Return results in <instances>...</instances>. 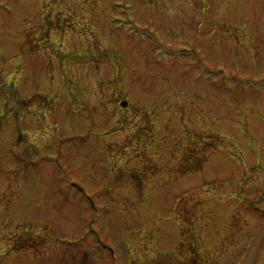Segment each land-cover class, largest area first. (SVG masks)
<instances>
[{
    "label": "rangeland",
    "instance_id": "374dc122",
    "mask_svg": "<svg viewBox=\"0 0 264 264\" xmlns=\"http://www.w3.org/2000/svg\"><path fill=\"white\" fill-rule=\"evenodd\" d=\"M253 166L264 0H0V264H224Z\"/></svg>",
    "mask_w": 264,
    "mask_h": 264
},
{
    "label": "flooded vegetation",
    "instance_id": "af4514ba",
    "mask_svg": "<svg viewBox=\"0 0 264 264\" xmlns=\"http://www.w3.org/2000/svg\"><path fill=\"white\" fill-rule=\"evenodd\" d=\"M257 170H259V169L255 166L244 167V171L242 173V176L240 177L239 193L247 191L250 194V200L245 199L244 205H246V203H247V206L250 209V213L255 214L259 217L251 216L249 214V216H247V219L243 220L244 215H241V209L244 208L245 212H247V211H246L245 207L242 206L240 208V210L234 214H231V215L224 214V216L222 217V222H224L222 225V231L217 232L218 231L217 230L215 232L218 235V237H221V238L228 240L226 244L230 245V250H228L227 252H226V250H224V252H223V254L226 252L224 259L225 260L227 259V261L224 264H230L227 256L230 255L232 252L235 255V259H234V262L232 264H240V262H238V261L242 260V257H244L245 254L247 253V256L244 258L243 264L246 263L248 256H249V253H250V252H247V250L250 251L249 250L250 247L247 246L248 243H246L244 245L242 242H240L238 240V237L241 236L240 233L242 232V230H245L246 226L248 228H250L256 222L258 223V222H261L262 220H264V208H262L263 204H264V192H263L262 186H260L261 183L256 182V180H257L256 176L258 175ZM248 171L253 172L252 173L253 175L250 177V179L249 178L246 179V177L248 176ZM187 175H190V174H188V173L185 174V176H187ZM232 195H231V197L233 199L239 198V194L237 196L236 191H232ZM224 211L225 210L219 208L218 213H217V218H220V216H221L220 214L225 213ZM178 213H179L178 219L181 220V218H183V220L187 224H190L189 222H193L195 220V217H196L195 209L191 208V207H189L187 209L184 205L182 206V213H180L179 211H178ZM213 218H214V220H212L211 223L215 227V225L219 223V221H218L219 219L218 220L216 219V215L213 216ZM250 223H252V224L250 225ZM262 226H264V223L260 224L253 231L252 236L250 238V246H253L255 237H256L258 231L260 230V228H262ZM192 228H193L192 226H188L187 231H189ZM187 231H186V233H187ZM180 236H183V234L181 235V233H180ZM180 245H182V244H180ZM262 246L260 247V250L258 252V255L255 259L254 264H264V260L263 261L261 260V256L264 254V247L262 249ZM236 247H238V248H236ZM240 247L245 248V250H246L243 255H240V253H239ZM95 248L96 249L98 248L97 250H99L100 252L102 251L106 255H107L106 252L110 251V249H108L105 246H102V247H98V246L96 247L95 246ZM160 257L161 256L159 255L156 260L160 259V261H161L162 258H160ZM219 257H221V256L219 255ZM231 257L233 258V256H231ZM217 261H218V258H217ZM145 264H151V262H145ZM154 264H157V261ZM191 264H193V263L191 262ZM210 264H220V263H217V262L212 263L211 262Z\"/></svg>",
    "mask_w": 264,
    "mask_h": 264
},
{
    "label": "water",
    "instance_id": "95a60500",
    "mask_svg": "<svg viewBox=\"0 0 264 264\" xmlns=\"http://www.w3.org/2000/svg\"><path fill=\"white\" fill-rule=\"evenodd\" d=\"M122 108H127L128 107V104L127 103H123L122 105ZM264 238V230L262 231V233L260 234L259 238H258V241L252 251V254H251V257L255 254L256 250H257V246L259 245V243L261 242V240ZM247 264H251V262H248Z\"/></svg>",
    "mask_w": 264,
    "mask_h": 264
},
{
    "label": "bare ground",
    "instance_id": "6f19581e",
    "mask_svg": "<svg viewBox=\"0 0 264 264\" xmlns=\"http://www.w3.org/2000/svg\"><path fill=\"white\" fill-rule=\"evenodd\" d=\"M262 245H263V246H262V249H263V247H264V241H263V244H262ZM262 249H261V250H262Z\"/></svg>",
    "mask_w": 264,
    "mask_h": 264
}]
</instances>
